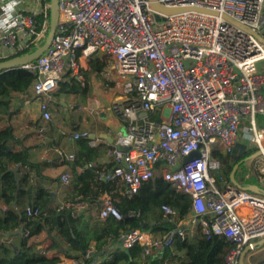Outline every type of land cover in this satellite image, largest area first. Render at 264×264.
Here are the masks:
<instances>
[{
  "label": "built area",
  "instance_id": "built-area-1",
  "mask_svg": "<svg viewBox=\"0 0 264 264\" xmlns=\"http://www.w3.org/2000/svg\"><path fill=\"white\" fill-rule=\"evenodd\" d=\"M151 1L60 0L50 48L38 61L21 67L36 75L29 93L48 123L52 120L48 100L63 75L70 73L84 87L83 61L94 54L110 61L113 85L122 90V98L111 107L125 130L111 144L114 166L104 180H118L123 194L131 195L162 176L191 198L190 213L183 220L172 206H159L176 227L171 234L184 240L185 227L193 234L200 225L204 236H223L233 245L225 264H240L243 249L264 239V196L231 185L221 175L218 153L231 154L237 144L246 145L247 152L261 151L254 165L264 182V0H156L171 8L226 14L252 33L222 16L166 15L154 10ZM50 6V0H0V62L25 54L46 39ZM36 129L43 134L47 127ZM246 129L248 142L242 135ZM88 136L84 132L75 139ZM194 152L199 157L184 163ZM74 179L71 172L60 177L64 185ZM25 212L29 217L39 215L30 206ZM111 216L122 218L108 197L99 217ZM165 239L133 230L122 234L120 244L123 249L139 244L150 256L167 246ZM95 256L91 247L85 259Z\"/></svg>",
  "mask_w": 264,
  "mask_h": 264
},
{
  "label": "trees",
  "instance_id": "trees-1",
  "mask_svg": "<svg viewBox=\"0 0 264 264\" xmlns=\"http://www.w3.org/2000/svg\"><path fill=\"white\" fill-rule=\"evenodd\" d=\"M40 20H43V17ZM107 61L98 54L88 57L91 74H101L108 66ZM35 80V74L21 67L0 73V123L4 116L11 114L10 97L14 93L28 92ZM88 91L87 84L83 87L77 78L66 73L60 82L58 94H80L85 97ZM14 141L13 128L0 126V201L8 206L5 211L0 210V264H61L60 257H47L46 251L51 250H56L66 259L77 260L81 264H137L143 258L146 260L143 264H225V257L233 245L223 236H204L200 225L195 228L194 235L185 227L184 240L178 234L174 235L169 244L157 254L146 256L144 247L139 244L130 249L119 246L114 248L111 260L97 263L99 254L119 245L122 234L127 232L141 230L154 240L167 238L176 227L167 218L164 221L157 220L153 207L168 204L178 211L179 220H183L190 213L191 198L177 192L162 176H155L131 195L123 194L124 187L118 180H103L102 175L108 173L113 164L106 169L98 165L101 151L89 145V138H83L80 140V155L74 166L84 167V173L75 177V187L68 203L71 205L84 203L90 205L91 209L97 208L101 211L103 196L107 194L122 216L120 220L112 216L103 220L97 215L87 235L82 228L83 217L73 206H54L53 196L49 190L39 188L35 194L33 187L18 190L15 175L10 171L11 167L14 165L34 169L40 165L29 161L27 150L17 151L13 146ZM250 154L251 151L234 160L233 153L228 155L218 153L221 175L230 182V174L235 165ZM253 165L254 163L240 171L244 166L241 165L237 170L236 179L243 185L262 187L264 184L260 181V174ZM27 179L28 176H25L21 182H26ZM23 197L28 198L30 207L39 211L38 216L29 217L25 210L11 207L15 201H20ZM21 226L24 228L23 235H18L15 243H1L3 234ZM43 232L48 234L46 240L48 249L45 248V244H39L40 247L38 244L30 243L33 237ZM63 244L67 245V249ZM92 245L96 256L85 259ZM172 258L177 261L171 260Z\"/></svg>",
  "mask_w": 264,
  "mask_h": 264
},
{
  "label": "crops",
  "instance_id": "crops-1",
  "mask_svg": "<svg viewBox=\"0 0 264 264\" xmlns=\"http://www.w3.org/2000/svg\"><path fill=\"white\" fill-rule=\"evenodd\" d=\"M107 62L108 66L101 74L97 75L91 74V67L88 65L87 60L83 61L80 72L84 84L88 85V94L83 97L80 94L63 95L58 94V91L54 93L48 100L52 114V120L50 122L47 123L44 121L39 102L28 91L24 94L14 93L10 97L11 114L4 116L0 123L1 127L11 126L13 128L15 137L13 143L14 148L17 151L27 150L29 161L33 164L40 165L39 168L34 169L20 167L18 172L20 188L27 190L33 187L34 194L39 188H44L49 190L51 194H54V206H73L77 210V213L83 217L82 228L86 231L87 235L90 233L94 218L100 215V211L97 208L91 209L90 205L84 203H76L73 205L68 203V199L72 196L75 187V179L69 184L64 185L61 183L60 177L67 172L74 173L75 177L84 173V167L80 165L74 166V163L80 155V140L83 139H75V136L84 132L89 134V145L101 151L97 164L105 169L113 164L109 148H111V144L114 142L117 134L125 129L123 123L116 118L112 111L111 105L114 101L122 98V90L114 87L112 82L115 76L114 66L109 61ZM108 73L109 78H107ZM26 94L30 95L31 98H27L25 96ZM59 96H71L70 98L72 102H76V106L71 105V101L65 97L60 98ZM55 106L59 107V111L55 109ZM40 125L47 127L43 134L37 132L36 128ZM25 126H32L34 129L26 131L24 130ZM71 156H74V160L70 159ZM15 167L13 165L11 168L13 169ZM111 169L107 172H110ZM25 176H28L27 181L21 182ZM102 176L104 180V174ZM260 181L264 184L262 180ZM261 188H264V186ZM103 198L105 202L108 198L107 194ZM28 206L29 200L27 197H23L20 201H15L11 205L16 210H25ZM7 208L8 206L0 201V210L3 212ZM158 211L163 213L159 206H154L153 212L155 217ZM156 219L160 220V218ZM18 237V235L13 236L9 241H6L2 235L1 243H15ZM47 239L48 234L43 232L33 237L30 243L33 245H46ZM63 246L67 249V245L63 244ZM119 246L121 247L120 244L112 246L103 254H99L97 263L111 260L114 248H118ZM92 247L94 248L93 245ZM159 252L154 251L153 253L157 254ZM46 255L50 258L55 256L60 257L61 264L70 261L56 250L46 251ZM171 260L177 261L174 258ZM144 261H146L145 258L141 261L139 260L137 264H143Z\"/></svg>",
  "mask_w": 264,
  "mask_h": 264
},
{
  "label": "water",
  "instance_id": "water-1",
  "mask_svg": "<svg viewBox=\"0 0 264 264\" xmlns=\"http://www.w3.org/2000/svg\"><path fill=\"white\" fill-rule=\"evenodd\" d=\"M50 1H51L50 25H49V30H48V34L46 36V39L40 45L35 46V48L33 50H30L29 52L22 54L20 56H16L14 58L0 62V73H4V72H7V71L12 70V69L23 67L25 65L34 63V62L38 61V59L42 55H44L46 53V51L50 48L52 41L55 37V33H56L58 22H59V17H60L59 3H60V0H50ZM151 6L153 7L154 10L161 12L163 14H166V15H179V14L188 13V12H197V13L213 15V16H222V18H224L229 23H231L237 27L243 28V29L247 30L248 32L252 33L250 30L245 28L242 24L233 20L231 17L227 16L226 14H219L218 12H215V11H211V10H207V9H203V8H198V7L171 8V7L163 6L162 4L158 3L156 0L151 1ZM160 19L161 18L158 15H156V20L159 21ZM119 149L122 151H127V148H124V147H119ZM247 151H248V149H247L246 145L237 144V146L235 147V150L233 151V156H234V158H241L244 155H246ZM261 155H262L261 151H256L254 153H251L250 156L243 158L242 160H240L235 165V167L233 168V170L230 174V183L237 190L250 191L252 193L260 194V195L264 196V189L261 188L260 186L252 185V184L243 185V184L239 183V181L236 179L237 170L239 169V167L242 164L249 162V164L252 165V163H254V161L257 158H259ZM198 157H199V153L194 152L188 158H186L184 160V163L192 162V161L196 160ZM20 167L21 166H17V167L10 170L15 175L18 190L20 189V184H19V179H18V172H19ZM52 196H54V194H52ZM53 201H54V199H53ZM14 208H15V205H14ZM23 232H24V228H23V226H21L20 228H18L16 230H13V231H10L8 233L3 234V236H4L6 241H9V239L13 236L23 235ZM172 238H173V235L170 234L165 239V243L168 245ZM257 250H260L262 253V260L259 262V264H264V239H262L261 241H259L256 244L246 246L240 255L239 263L240 264H250L249 262H247V257L252 252H256Z\"/></svg>",
  "mask_w": 264,
  "mask_h": 264
},
{
  "label": "rangeland",
  "instance_id": "rangeland-1",
  "mask_svg": "<svg viewBox=\"0 0 264 264\" xmlns=\"http://www.w3.org/2000/svg\"><path fill=\"white\" fill-rule=\"evenodd\" d=\"M47 34H48V32H47ZM47 34H46V36H47ZM110 62V61H109ZM111 63V62H110ZM107 78H109V73H108V75H107ZM63 95H65V94H63ZM27 98H31L30 97V95H28V94H26L25 95ZM60 98H66L67 100H70L71 101V105H75L76 106V102H72V100H71V96H59ZM58 97V98H59ZM59 98V99H60ZM55 109H57L58 111H59V107L58 106H55ZM51 110V109H50ZM158 114H159V112H158ZM243 136H244V138L246 139V141L248 142L249 141V138H250V136L248 135V131H247V129L244 131V133L242 134ZM254 150H252L251 151V153L253 152ZM234 160H236V158H233ZM242 160V159H241ZM253 164V163H252ZM242 165H244L243 166V168H241L240 169V171H244L245 170V168H248V167H250V166H252V165H250L249 164V162H246V163H244V164H242ZM254 166V165H253ZM239 179V178H238ZM156 218H160V220H162V221H164V220H166V217H165V215L163 214V213H161V212H159L158 211V213H156ZM247 260H249V262L251 263V264H259V262L262 260V253H261V251L260 250H257L256 252H252L248 257H247Z\"/></svg>",
  "mask_w": 264,
  "mask_h": 264
}]
</instances>
